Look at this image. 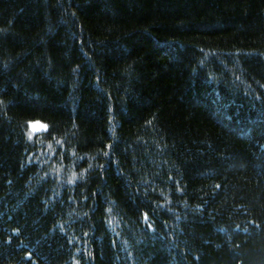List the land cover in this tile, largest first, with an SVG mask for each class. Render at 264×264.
Instances as JSON below:
<instances>
[{
  "label": "trees",
  "instance_id": "1",
  "mask_svg": "<svg viewBox=\"0 0 264 264\" xmlns=\"http://www.w3.org/2000/svg\"><path fill=\"white\" fill-rule=\"evenodd\" d=\"M0 264H264V0H0Z\"/></svg>",
  "mask_w": 264,
  "mask_h": 264
},
{
  "label": "rangeland",
  "instance_id": "2",
  "mask_svg": "<svg viewBox=\"0 0 264 264\" xmlns=\"http://www.w3.org/2000/svg\"><path fill=\"white\" fill-rule=\"evenodd\" d=\"M42 125H46V123L44 122H40V121H35V122H31L30 123V130L31 131H40V130H44L46 127H42Z\"/></svg>",
  "mask_w": 264,
  "mask_h": 264
},
{
  "label": "snow or ice",
  "instance_id": "3",
  "mask_svg": "<svg viewBox=\"0 0 264 264\" xmlns=\"http://www.w3.org/2000/svg\"><path fill=\"white\" fill-rule=\"evenodd\" d=\"M42 127H47L46 125H42Z\"/></svg>",
  "mask_w": 264,
  "mask_h": 264
}]
</instances>
